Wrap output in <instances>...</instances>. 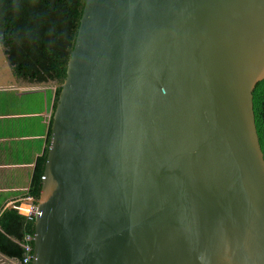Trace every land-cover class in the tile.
Wrapping results in <instances>:
<instances>
[{"label": "water", "instance_id": "water-1", "mask_svg": "<svg viewBox=\"0 0 264 264\" xmlns=\"http://www.w3.org/2000/svg\"><path fill=\"white\" fill-rule=\"evenodd\" d=\"M263 79L264 0H86L32 264H264Z\"/></svg>", "mask_w": 264, "mask_h": 264}, {"label": "trees", "instance_id": "trees-1", "mask_svg": "<svg viewBox=\"0 0 264 264\" xmlns=\"http://www.w3.org/2000/svg\"><path fill=\"white\" fill-rule=\"evenodd\" d=\"M85 2L0 0V42L18 79L30 83L62 84L65 81ZM60 94L59 87L55 91L54 113ZM254 112L264 153V79L254 90ZM52 123L53 116L48 132L49 145ZM48 148L36 163L28 192L35 201L41 193ZM34 233V220L29 221L16 209L6 210L0 216V253L23 260L27 255L23 247L25 236H34Z\"/></svg>", "mask_w": 264, "mask_h": 264}, {"label": "crops", "instance_id": "crops-1", "mask_svg": "<svg viewBox=\"0 0 264 264\" xmlns=\"http://www.w3.org/2000/svg\"><path fill=\"white\" fill-rule=\"evenodd\" d=\"M2 47L0 65L11 77L2 85L0 80V216L15 205L27 206L36 163L49 146L56 91L54 82L17 79ZM18 261L0 253V264Z\"/></svg>", "mask_w": 264, "mask_h": 264}, {"label": "built area", "instance_id": "built-area-1", "mask_svg": "<svg viewBox=\"0 0 264 264\" xmlns=\"http://www.w3.org/2000/svg\"><path fill=\"white\" fill-rule=\"evenodd\" d=\"M45 179V176L42 177V180ZM27 206L26 213H21V215H24L28 218L29 221H35L39 211H38V204L37 201L33 199V197H26ZM36 202V203H35ZM15 209H17L19 212L21 211L22 207L15 205ZM33 243V244H32ZM34 245V236L31 234H28L25 236V243L23 244V247L27 253L26 257L20 261V264H32L33 259V247Z\"/></svg>", "mask_w": 264, "mask_h": 264}, {"label": "rangeland", "instance_id": "rangeland-1", "mask_svg": "<svg viewBox=\"0 0 264 264\" xmlns=\"http://www.w3.org/2000/svg\"><path fill=\"white\" fill-rule=\"evenodd\" d=\"M1 50H2L3 55H5V52H4L3 47L1 48ZM0 77H1V78H0V80H1V85H2V84H5V82L7 81V79H8L9 77H11L10 74H9V70H8V72H7L6 70H4L3 65H0ZM17 79H18V78H17ZM26 209H27V208L22 207V209H21L20 212H22V213H26V212H27ZM12 259H14V258H12ZM18 264H20V261H18Z\"/></svg>", "mask_w": 264, "mask_h": 264}]
</instances>
